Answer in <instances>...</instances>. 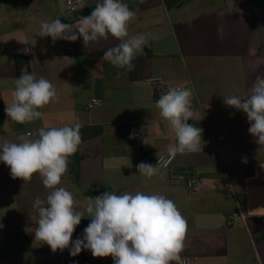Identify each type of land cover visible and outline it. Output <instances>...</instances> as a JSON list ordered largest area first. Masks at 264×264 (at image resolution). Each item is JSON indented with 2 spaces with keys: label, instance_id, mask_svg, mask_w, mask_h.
<instances>
[{
  "label": "crops",
  "instance_id": "1",
  "mask_svg": "<svg viewBox=\"0 0 264 264\" xmlns=\"http://www.w3.org/2000/svg\"><path fill=\"white\" fill-rule=\"evenodd\" d=\"M136 12L129 36L151 33L131 71L101 60L120 41L109 36L84 45L41 37V21L59 18L74 23L88 16L96 0H82L68 10L66 0H0V143L16 142L39 128L80 123L78 180L69 162L62 184L78 200L86 190L121 194H161L173 200L188 231L182 257L207 264H264V146L248 129L246 113L224 104V96L245 98L256 75H264V0H123ZM29 51H24V50ZM27 56L32 73L49 80L59 101L44 109L42 119L18 124L5 113L18 78L16 56ZM119 74V75H117ZM163 76L193 91L194 116L188 123L202 128L201 151L177 154L172 166L160 167L148 179L137 165L168 153L175 136L155 103L160 94L145 79ZM91 97L102 99L92 109ZM135 130V138H129ZM150 156V158H149ZM246 160V162H242ZM152 165V164H151ZM189 165L197 174L196 195L176 180ZM154 166V165H153ZM40 176L31 182L13 179L0 162V264H33L51 251L35 241L34 200L49 194ZM90 223L82 218L72 240L83 238ZM71 247V246H70ZM65 249L49 264H114L112 257L94 258L88 250L75 257ZM45 253V254H46ZM174 264V262H173Z\"/></svg>",
  "mask_w": 264,
  "mask_h": 264
},
{
  "label": "clouds",
  "instance_id": "2",
  "mask_svg": "<svg viewBox=\"0 0 264 264\" xmlns=\"http://www.w3.org/2000/svg\"><path fill=\"white\" fill-rule=\"evenodd\" d=\"M135 16L136 12L123 0H96L91 14L74 23H62L59 18L41 21L39 36L51 37L53 43L60 39L75 42L82 37L85 46L111 36L120 43L105 51L100 59L131 71L132 61L149 40L159 39L151 33L129 36V24ZM193 95L192 89L181 85L169 88L155 103L160 117L175 136L176 143L167 149L172 158L202 150L203 129L188 123L194 116ZM12 97L5 113L18 124L42 119L45 113L40 109L59 101L57 90L49 80L28 72H22L16 79ZM223 102L246 113L249 133L264 146V75H256L245 98L224 96ZM94 103L101 102L94 100ZM81 127L80 123L41 127L35 136L28 133L20 135L16 142L0 143V162L10 168L13 179L26 183L38 174L43 186L50 190L46 199L34 200L37 216L31 219L36 227L26 230L34 232L35 241L47 244L53 253L69 249V254L75 257L88 250L94 258L112 257L114 264H185L181 253L188 225L173 200L140 191L135 194L106 191L81 201L60 186L70 157L82 143ZM129 138H135V130ZM137 169L140 175L151 179L160 171V161L156 166L141 162ZM82 218H89L90 223L83 230V238L73 241V233Z\"/></svg>",
  "mask_w": 264,
  "mask_h": 264
},
{
  "label": "built area",
  "instance_id": "3",
  "mask_svg": "<svg viewBox=\"0 0 264 264\" xmlns=\"http://www.w3.org/2000/svg\"><path fill=\"white\" fill-rule=\"evenodd\" d=\"M66 2H67L68 10L71 11V10H75L81 4L82 0H66ZM145 81L148 84L152 85L156 89L157 93H159L160 95L163 93H166L168 89L172 87L183 85L189 88L186 83H179V84L171 85L166 81V79L163 76H160V75L147 77ZM94 100H99L101 103L97 105L96 103H94ZM102 102L103 101L101 98L91 97L86 101L85 106L88 109H92L96 106L101 105ZM175 158L170 157L168 153H161L155 156L154 158H152L150 162L152 165L156 166L158 163V159H159L160 167L169 169L172 166L173 162L175 161ZM176 180L179 181L189 193L196 195L197 174L193 167L189 165H185L184 167L179 169L176 172ZM61 255H62V252L57 250V252L55 253L50 251L46 254H39V257L46 258L49 260H55L59 258ZM183 259L185 261V264H207L206 262L200 261L199 259L195 257L194 258L183 257Z\"/></svg>",
  "mask_w": 264,
  "mask_h": 264
},
{
  "label": "trees",
  "instance_id": "4",
  "mask_svg": "<svg viewBox=\"0 0 264 264\" xmlns=\"http://www.w3.org/2000/svg\"><path fill=\"white\" fill-rule=\"evenodd\" d=\"M16 62H17L18 77L20 76L22 72L32 73L27 56H24V55L16 56ZM70 165H71L70 168L73 174V178L77 181L78 180V151L72 157H70ZM85 193L90 196H94L98 194L97 191H93V190H86Z\"/></svg>",
  "mask_w": 264,
  "mask_h": 264
},
{
  "label": "rangeland",
  "instance_id": "5",
  "mask_svg": "<svg viewBox=\"0 0 264 264\" xmlns=\"http://www.w3.org/2000/svg\"><path fill=\"white\" fill-rule=\"evenodd\" d=\"M15 220H7V221H4V222H2V221H0V225H6V226H12V225H15V222H14ZM46 253V252H45ZM45 253H43V254H45ZM33 264H49V262H48V260H46V259H43V260H39L38 258H36L35 257V259H33L32 261H31ZM21 264H24L23 262L21 263Z\"/></svg>",
  "mask_w": 264,
  "mask_h": 264
}]
</instances>
